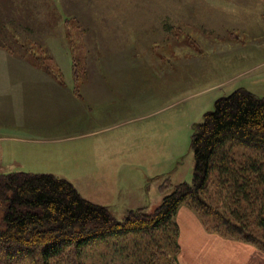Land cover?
Masks as SVG:
<instances>
[{
	"label": "rangeland",
	"instance_id": "obj_1",
	"mask_svg": "<svg viewBox=\"0 0 264 264\" xmlns=\"http://www.w3.org/2000/svg\"><path fill=\"white\" fill-rule=\"evenodd\" d=\"M0 46L33 66H62L67 81L74 61L77 95L104 73L110 94L106 106L90 110L88 124L73 123L36 157L8 156L19 162L0 164V174L64 179L118 221L137 208L155 210L173 186L192 182L193 127L217 99L240 87L264 96V0H0ZM225 150L236 167L264 162L254 148L229 143ZM211 177L206 201L218 208V177ZM173 238L167 229L111 238L75 257L79 264H172ZM7 259L0 253V264H40Z\"/></svg>",
	"mask_w": 264,
	"mask_h": 264
},
{
	"label": "trees",
	"instance_id": "obj_2",
	"mask_svg": "<svg viewBox=\"0 0 264 264\" xmlns=\"http://www.w3.org/2000/svg\"><path fill=\"white\" fill-rule=\"evenodd\" d=\"M43 68L61 77L56 67ZM72 73L77 74L74 61ZM213 106L193 127L192 182L173 186L149 213L137 208L118 221L105 206L83 199L64 179L50 174H0V253L15 263L30 259L40 264H79L75 255L94 243L167 229L174 237L172 264H178L175 219L185 204L198 213L207 230L264 251V243L249 225L254 222V228L264 231V162L252 159L236 167L225 150L234 143L264 152V96L240 87ZM213 174L218 177V208L206 201ZM208 216L215 224L206 222Z\"/></svg>",
	"mask_w": 264,
	"mask_h": 264
},
{
	"label": "crops",
	"instance_id": "obj_3",
	"mask_svg": "<svg viewBox=\"0 0 264 264\" xmlns=\"http://www.w3.org/2000/svg\"><path fill=\"white\" fill-rule=\"evenodd\" d=\"M29 61L0 48V164L4 166L19 162L9 161L8 156H19L21 160L25 155L42 154L39 147L59 141L73 123L88 124L94 117L90 110L106 106L110 100L104 73L101 82H86L77 95L71 80L72 66L65 67L67 81L62 66L56 67L62 74L56 77L51 69L33 66ZM68 91L73 98L63 94ZM104 112L109 114L103 111L98 115L102 117ZM175 221L179 227L178 264H264V252L207 230L198 213L185 205L178 210Z\"/></svg>",
	"mask_w": 264,
	"mask_h": 264
}]
</instances>
